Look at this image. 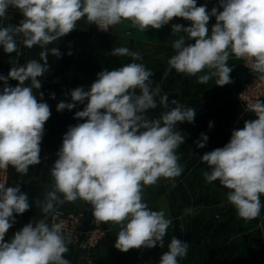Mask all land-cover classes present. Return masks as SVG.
Returning <instances> with one entry per match:
<instances>
[{"label": "clouds", "instance_id": "clouds-1", "mask_svg": "<svg viewBox=\"0 0 264 264\" xmlns=\"http://www.w3.org/2000/svg\"><path fill=\"white\" fill-rule=\"evenodd\" d=\"M10 7L22 19L0 27V48L5 54L21 55L20 37L24 47L38 45L43 51L39 60L10 61L7 76L0 75L4 83L0 91V170L4 172L11 167L26 175L30 166L41 163L40 145L51 110L37 99L39 95L43 100L39 78L49 71V54L61 57L58 47L47 46L76 30L81 20L104 32L125 22L145 32L182 18L190 26L172 25L175 39L170 69L198 76L199 84L215 78V85L223 87L233 83L228 61L235 56L264 81V0H219L222 10L214 6L211 12L206 5L197 6V0H0V18L6 17ZM212 17L215 23L209 28ZM186 38L194 43H186ZM111 55L130 57L132 62L101 70L89 90L77 87L71 90L72 102L57 104L58 112L85 105L74 115L84 122L69 126L63 135L58 158L50 168L52 186L43 200L34 203L44 217L55 221L59 204L81 200L90 206L95 222L117 226L114 247L120 252L157 245L164 248L173 221L165 210L148 206L144 190L161 179L176 186V178L184 171L177 150L185 140L177 124L193 123L196 110L175 99L169 101L167 94L157 103L160 88L153 87L154 72L136 62L142 59L139 52L120 46ZM9 80L18 83L11 86ZM50 97L55 99V94ZM158 106L165 111L159 118H149V110ZM247 110L254 118L234 129L223 147L201 156L209 169L203 171L205 181H218L228 189L227 201L245 221L258 218L264 207V101L249 103ZM208 139L202 133L196 146L204 148ZM31 207L20 184L6 187L0 182V264H70L65 254L71 238L62 221L29 222L5 241L16 222L14 214ZM184 211L191 214L194 210ZM167 248L159 264H179L188 255L189 243L173 236Z\"/></svg>", "mask_w": 264, "mask_h": 264}, {"label": "crops", "instance_id": "crops-1", "mask_svg": "<svg viewBox=\"0 0 264 264\" xmlns=\"http://www.w3.org/2000/svg\"><path fill=\"white\" fill-rule=\"evenodd\" d=\"M201 5H206L211 12L214 6L219 9V0H197V6ZM20 19V13L10 7L6 17L0 18V27L16 25ZM214 23L215 18H210L209 28ZM173 24L190 26L189 21L173 18L159 30L149 28L141 32L125 22L108 32H102L97 26L88 25L81 20L77 23L76 30L47 46L49 49L58 47L61 57L49 54V71L39 78L42 83L39 91L43 92V100H40L39 95L37 99L46 102L51 110L40 145L41 163L30 166L26 175L18 174L10 167L8 179V186L20 184L21 191L28 193L32 207L23 214H14L16 222L6 234V242L29 222L40 219L49 221V217H44L34 201L43 200L45 191L52 186L50 168L58 158L56 153L62 145L63 135L69 126L84 122L74 119V115L76 111L83 110L85 105L77 104L71 111L65 109L58 112L57 104L61 101L72 102L70 93L77 87L89 90L101 70H113L132 62L130 57L111 55L115 47L123 46L139 52L142 59L136 62L154 72L151 78L153 87L160 88V95L156 97L158 104L160 96L167 94L169 101L175 99L185 107L196 110L193 123L177 124V129L185 140L177 150L179 163L184 171L176 178V186L173 187L171 181L161 179L158 185L144 190L148 206L157 211L165 210L173 222L165 236L164 248L157 245L151 249L120 252L114 247L117 226L103 224L107 236L95 251H82L70 243L65 258L70 264H159L162 254L168 251L167 245L171 238L176 236L189 243L188 255L179 264H264V207L260 216L254 220L239 218L234 207L227 201L229 190L218 181L207 183L203 171L209 169L201 162L204 153L223 147L229 142L234 129L242 127L245 120L254 118V114L244 110L236 98L237 91L250 73L244 68L242 60L235 56H230L228 61L233 69L230 73L233 83L223 87L215 85V78L207 84H199L196 82L198 76H187L170 69L168 60L174 54L171 48L175 39ZM186 43H194V40L188 41L186 38ZM17 48L21 55L15 52L5 54L0 48V75L7 76L12 67L10 61L25 64L30 59L39 60V53L43 51L38 45L31 49L24 47L20 37H17ZM69 52L72 54L69 55ZM17 83L14 80L8 81L11 86H16ZM3 87L4 83L0 81V91ZM52 93L55 94V99L50 97ZM170 107L173 105L170 104ZM163 111L165 109L159 106L149 110V118H159ZM202 133L209 139L204 148H198L195 142L200 140ZM261 202L264 204V196L261 197ZM57 208L64 211L81 209L88 215L91 214L90 206L81 200L65 202ZM187 208L194 211L185 214L184 210Z\"/></svg>", "mask_w": 264, "mask_h": 264}, {"label": "built area", "instance_id": "built-area-1", "mask_svg": "<svg viewBox=\"0 0 264 264\" xmlns=\"http://www.w3.org/2000/svg\"><path fill=\"white\" fill-rule=\"evenodd\" d=\"M242 64L250 74L237 91L236 98L243 109L248 111L247 105L249 103L255 100L264 101V81H260L258 76L251 72L246 61L242 60ZM9 169L7 172L0 170V182H5L6 187H8ZM57 211L60 215L55 221L49 216V222L62 221L65 225V234L70 236L71 243L82 251H95L107 236V230L103 223L95 222L92 214L88 215L86 211L81 209L64 211L57 208Z\"/></svg>", "mask_w": 264, "mask_h": 264}, {"label": "trees", "instance_id": "trees-1", "mask_svg": "<svg viewBox=\"0 0 264 264\" xmlns=\"http://www.w3.org/2000/svg\"><path fill=\"white\" fill-rule=\"evenodd\" d=\"M88 214V213H87Z\"/></svg>", "mask_w": 264, "mask_h": 264}]
</instances>
